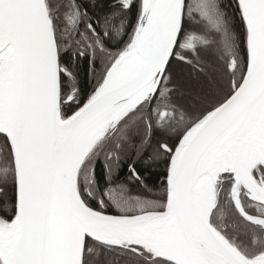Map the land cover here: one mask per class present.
<instances>
[{
	"label": "snow or ice",
	"instance_id": "1",
	"mask_svg": "<svg viewBox=\"0 0 264 264\" xmlns=\"http://www.w3.org/2000/svg\"><path fill=\"white\" fill-rule=\"evenodd\" d=\"M0 264H264V0H0Z\"/></svg>",
	"mask_w": 264,
	"mask_h": 264
}]
</instances>
